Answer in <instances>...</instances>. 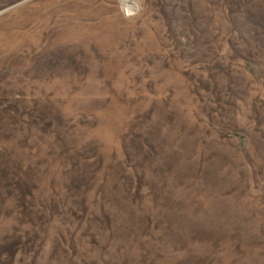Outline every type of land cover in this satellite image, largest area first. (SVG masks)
Segmentation results:
<instances>
[{"label":"rangeland","instance_id":"rangeland-1","mask_svg":"<svg viewBox=\"0 0 264 264\" xmlns=\"http://www.w3.org/2000/svg\"><path fill=\"white\" fill-rule=\"evenodd\" d=\"M0 264H264V0H0Z\"/></svg>","mask_w":264,"mask_h":264}]
</instances>
